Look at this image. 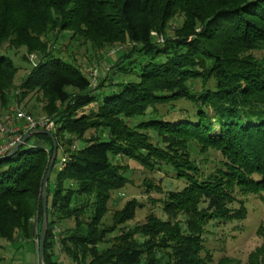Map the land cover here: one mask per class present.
<instances>
[{
    "label": "trees",
    "instance_id": "trees-1",
    "mask_svg": "<svg viewBox=\"0 0 264 264\" xmlns=\"http://www.w3.org/2000/svg\"><path fill=\"white\" fill-rule=\"evenodd\" d=\"M66 32L93 49L119 46L95 85L49 41ZM8 49L36 62L16 86L18 67L0 52V107L39 94L61 159L46 181L44 264H222L206 226L243 219L240 196L264 205V0H0ZM52 142L34 134L0 160V239L31 244L36 258ZM210 149L220 158L205 171L193 153ZM124 158L184 183L159 199L161 216L130 224L131 198L104 223L112 192L130 182Z\"/></svg>",
    "mask_w": 264,
    "mask_h": 264
},
{
    "label": "rangeland",
    "instance_id": "rangeland-1",
    "mask_svg": "<svg viewBox=\"0 0 264 264\" xmlns=\"http://www.w3.org/2000/svg\"><path fill=\"white\" fill-rule=\"evenodd\" d=\"M181 17H176L173 21L174 24H179ZM173 26L168 30L171 33ZM64 34V35H63ZM153 32V37L161 41V38ZM50 33L49 41L62 42L60 44V55L64 58L73 59L83 70V72L89 77L93 84H96L99 75L104 76L109 72L108 60L115 56L117 47H111L106 49H93L89 47V44H78V41H69L67 38L70 35L69 32L56 34ZM50 43V42H49ZM2 53H6L14 60L16 66L18 67V72L14 79L16 86L22 81L21 79L28 74L30 66L33 65L32 62H36V55L23 54L24 52L20 49H8L0 50ZM33 56V57H32ZM104 72V73H103ZM99 81V80H98ZM17 88V87H16ZM33 95L29 93L24 97V99L16 105V103H9L7 108L0 107V114L6 113L11 105H16L22 110L28 112L29 114L36 117L47 116L43 110L40 101V95ZM166 115L169 112L164 108H161ZM171 110V109H170ZM171 112V111H170ZM176 113L172 112L170 116H174ZM82 142H79V145ZM56 164H54L53 172L50 177V184L53 181V175L60 167V156L57 155ZM193 157L196 159L197 163L205 171H211L214 166V161L220 158V154L216 150L210 149L208 153L201 154L194 152ZM122 164H126L128 170L126 175L130 182L125 185L122 190L113 191L111 199L108 204V212L103 217L104 223H111V215L116 211L120 210L124 203L131 199L136 198L140 203L136 210V215L134 219L130 221V224L141 223L145 220V216L148 215L150 211L155 212L157 215L161 216L160 205L158 203L159 199L163 197V194L168 189H179L183 186L181 180L173 177V173L170 170H166V166L161 170L149 171L144 169L141 165L131 159H122ZM145 182H150L155 186L153 189H146L144 185ZM158 186L159 190L155 187ZM147 190V191H146ZM162 192H161V191ZM260 197L254 194H247L240 196L239 199L243 200L246 207V216L241 220L234 221H220L213 222L206 226V233L204 234V242L207 250L213 257V263L222 259V264H250L253 260V264H264L260 260L258 251L264 246V205ZM234 207H238V203H234ZM2 242L3 239H0ZM31 244H26L20 248L18 244L6 245L5 253L11 255L14 258H20L22 261H27L28 256L33 255V249ZM24 248V250H22ZM258 256L257 261L255 257ZM60 264H63L60 261Z\"/></svg>",
    "mask_w": 264,
    "mask_h": 264
},
{
    "label": "built area",
    "instance_id": "built-area-1",
    "mask_svg": "<svg viewBox=\"0 0 264 264\" xmlns=\"http://www.w3.org/2000/svg\"><path fill=\"white\" fill-rule=\"evenodd\" d=\"M54 126L50 117H36L16 105H11L6 113L0 114V157H4L27 132L36 129L52 131Z\"/></svg>",
    "mask_w": 264,
    "mask_h": 264
},
{
    "label": "water",
    "instance_id": "water-1",
    "mask_svg": "<svg viewBox=\"0 0 264 264\" xmlns=\"http://www.w3.org/2000/svg\"><path fill=\"white\" fill-rule=\"evenodd\" d=\"M34 134H47L49 135L52 140H53V151H52V154L50 155V160H49V164H48V167L46 168V173L44 175V178H43V181L42 182V188H41V201H42V207L43 208V213H42V220H41V228H40V232L38 233L39 234V239H38V244H37V262L38 264H44V260H43V251H44V240H45V233H46V230H47V195L45 194L46 193V185H47V180H48V177H49V174L51 172V168L53 167V164H54V161H55V154H56V149H57V145L55 143V139H54V136L51 132L49 131H46V130H42V129H36V130H33V131H30V132H27L26 134L23 135L22 139L20 142L16 143L14 147H12L5 155L4 157H0V160H3V159H7L8 157H11L13 156L15 153H17L18 149L20 148L21 144L22 143H25L26 140L34 135Z\"/></svg>",
    "mask_w": 264,
    "mask_h": 264
},
{
    "label": "crops",
    "instance_id": "crops-1",
    "mask_svg": "<svg viewBox=\"0 0 264 264\" xmlns=\"http://www.w3.org/2000/svg\"><path fill=\"white\" fill-rule=\"evenodd\" d=\"M1 244L3 246H5V242H1ZM32 247V246H31ZM33 249V247H32ZM35 249V248H34ZM3 259L0 260V264H38L37 260L35 259V255H29L28 259H26L27 261H22L20 258H14L11 255L7 254V253H3ZM63 263V262H62Z\"/></svg>",
    "mask_w": 264,
    "mask_h": 264
}]
</instances>
